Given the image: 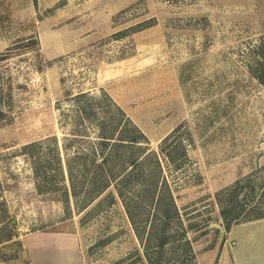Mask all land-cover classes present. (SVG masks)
Here are the masks:
<instances>
[{
	"label": "rangeland",
	"instance_id": "rangeland-1",
	"mask_svg": "<svg viewBox=\"0 0 264 264\" xmlns=\"http://www.w3.org/2000/svg\"><path fill=\"white\" fill-rule=\"evenodd\" d=\"M263 34L264 0H0V264H233L230 227L264 215V86L246 65ZM180 123L191 144L163 168L178 210L163 247L152 206L132 222L112 182L67 214L18 151L56 136L77 173L121 141L120 173Z\"/></svg>",
	"mask_w": 264,
	"mask_h": 264
},
{
	"label": "trees",
	"instance_id": "trees-1",
	"mask_svg": "<svg viewBox=\"0 0 264 264\" xmlns=\"http://www.w3.org/2000/svg\"><path fill=\"white\" fill-rule=\"evenodd\" d=\"M248 55L246 65L250 74L264 86V34L251 46ZM5 88L9 91L8 86L6 87V84L0 81V121L5 119L11 106L10 102L3 98L6 93ZM100 136H102L100 144L103 145L109 141L105 140L109 136ZM138 138L145 137L133 124L128 142L136 144ZM118 139L123 138L118 137ZM190 139V132L180 123L159 141L156 149L141 154L139 147L136 153L131 152L127 159L129 166L120 173H117L115 169L117 161L114 157L117 154L113 152L116 151V146L121 145L118 143L122 142L113 141L100 162L96 160L94 151L89 153V164L82 162L81 168L78 169L77 173L80 174V178L77 177V173L73 172L70 163L62 159L56 136L24 143L18 151L31 163V174L37 192L50 195L51 199L61 202L67 214L71 211V197L82 191V198H80L82 204H85L93 196L108 188L112 182L132 222H134L133 204L142 207L152 206L154 211L151 218L152 224L149 225L146 235L148 238L151 236L157 238L155 247H163L171 235L167 232V224L178 214L171 184L163 168L166 166L169 170L182 166L186 158L187 145L191 144ZM86 156L87 153L75 155L80 162L85 161ZM180 178L172 180V183L176 182L174 184L176 186ZM260 216L262 215L256 217ZM233 221H237L236 216L233 217ZM230 222L227 221L226 224ZM135 227L137 230V225ZM5 237L10 238V233H6Z\"/></svg>",
	"mask_w": 264,
	"mask_h": 264
},
{
	"label": "crops",
	"instance_id": "crops-1",
	"mask_svg": "<svg viewBox=\"0 0 264 264\" xmlns=\"http://www.w3.org/2000/svg\"><path fill=\"white\" fill-rule=\"evenodd\" d=\"M228 235L233 264H264V215L234 223Z\"/></svg>",
	"mask_w": 264,
	"mask_h": 264
}]
</instances>
